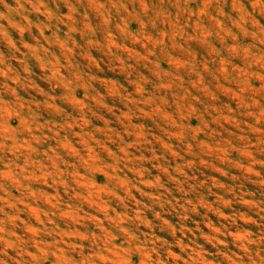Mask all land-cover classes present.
<instances>
[{"label": "rangeland", "instance_id": "374dc122", "mask_svg": "<svg viewBox=\"0 0 264 264\" xmlns=\"http://www.w3.org/2000/svg\"><path fill=\"white\" fill-rule=\"evenodd\" d=\"M0 264H264V0H0Z\"/></svg>", "mask_w": 264, "mask_h": 264}]
</instances>
